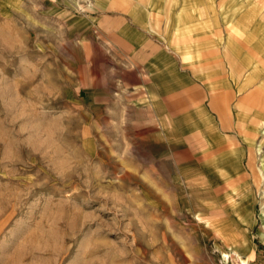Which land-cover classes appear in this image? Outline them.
<instances>
[{
    "label": "rangeland",
    "instance_id": "1",
    "mask_svg": "<svg viewBox=\"0 0 264 264\" xmlns=\"http://www.w3.org/2000/svg\"><path fill=\"white\" fill-rule=\"evenodd\" d=\"M263 103L264 0H0V264H264Z\"/></svg>",
    "mask_w": 264,
    "mask_h": 264
},
{
    "label": "crops",
    "instance_id": "2",
    "mask_svg": "<svg viewBox=\"0 0 264 264\" xmlns=\"http://www.w3.org/2000/svg\"><path fill=\"white\" fill-rule=\"evenodd\" d=\"M249 70H250L249 69V65L248 64H245L243 62V60H240L239 58L238 59H234L233 62H232V79H233V82H236L237 81L236 83L239 84V85H237L239 87H241V86L243 88L247 87L250 84V81L251 80H250V77H248V75L245 76L243 73H244V71L248 72ZM247 78H249V80ZM243 88H242V90H243ZM242 90H239V91H242ZM214 105H215V103H214ZM240 108L246 111L250 107L247 106V105H245V106L241 105ZM223 109L226 110L227 108H225V106H224ZM245 125H246V123H245ZM249 126H251V125L249 124Z\"/></svg>",
    "mask_w": 264,
    "mask_h": 264
},
{
    "label": "bare ground",
    "instance_id": "3",
    "mask_svg": "<svg viewBox=\"0 0 264 264\" xmlns=\"http://www.w3.org/2000/svg\"><path fill=\"white\" fill-rule=\"evenodd\" d=\"M240 62V61H239ZM253 68H255V69H257V70H259V69H261L262 68V65L259 67L258 66V64L256 65V67H253ZM251 76V75H250ZM248 80H249V78H247ZM237 82V81H236ZM246 82V81H245ZM244 84V83H243ZM237 85H239V84H237ZM242 87V86H241ZM240 87V88H241ZM239 88V89H240ZM261 89V88H260ZM258 92V91H257ZM258 96H261L259 93L258 94H255V96H254V94L252 93V92H250L249 94H247L246 95V97L244 98V99H242L243 101H241V105H242V103H245V105H247V106H249L250 108L251 107H254V106H256V104H258L259 103V101H260V99H258V100H256V98L258 97ZM262 101V100H261ZM263 102V101H262ZM261 102V103H262ZM264 104V103H263ZM263 108H264V105L262 106ZM239 255V254H238ZM239 264H248V259H246V258H244V257H242L241 255H239Z\"/></svg>",
    "mask_w": 264,
    "mask_h": 264
}]
</instances>
